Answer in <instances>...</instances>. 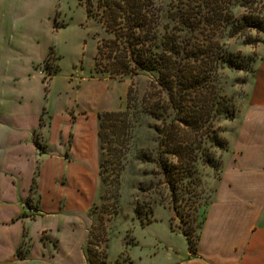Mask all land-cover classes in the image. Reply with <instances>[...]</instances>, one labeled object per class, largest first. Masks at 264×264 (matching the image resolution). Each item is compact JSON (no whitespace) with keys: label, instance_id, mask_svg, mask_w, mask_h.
Wrapping results in <instances>:
<instances>
[{"label":"rangeland","instance_id":"obj_1","mask_svg":"<svg viewBox=\"0 0 264 264\" xmlns=\"http://www.w3.org/2000/svg\"><path fill=\"white\" fill-rule=\"evenodd\" d=\"M99 1L0 2V12L5 22L0 43L3 80L0 126L9 123L10 117H19L25 121L21 134L29 163H24V184L30 179L34 162L44 157L36 154L32 137L38 142L39 151L70 163L76 178L74 183L71 184L65 175L58 183L65 187L72 185V189L82 192L83 200L75 202L83 210L86 209V220L82 217L79 219L81 223L66 225L60 231L59 239L70 249L78 246V263L83 258V245L87 264H90L89 249L91 255L97 254L98 264H131V260L134 264H169L176 254L177 257L188 252L182 229L193 230L192 239L195 242L200 232L198 225L208 216L207 210L214 199L223 171L225 169L226 173L233 163L236 147L242 145V130L250 99L256 97L264 86V44L249 45L247 38L251 36L264 41V34L253 31L243 36L219 19L214 21L209 32V39L212 40L210 47L218 54H222V51L232 54L233 59L247 69L239 71L226 68L222 72L219 96L229 100L227 105L235 110L236 116L234 119L221 116L207 123V131H204L210 137L217 132L226 149L221 150L207 139L201 159L196 164L197 175L193 180L186 179L182 184L179 176L166 178L160 174L158 159L160 154L167 151V147H161L163 135L157 133L156 129L165 131L169 126L150 115L142 117L134 139L128 145L129 153L120 175L118 209L114 215V204L101 200L98 115L124 110L130 86L136 85L140 97H143L158 76L155 72L142 71L136 77L113 80L103 78L96 72L98 46L108 36L98 17L89 18L87 10L96 9ZM219 1L218 5L223 6L226 12L229 11L227 5L231 4V13L227 15L235 19L249 11L264 15V0ZM156 3L164 9L163 35L173 29L170 16L181 0H157ZM13 20L17 21L15 25ZM252 68L254 74L249 72ZM208 96L212 97L213 94ZM156 103L152 101V104ZM221 103L224 104V100ZM43 107L48 108V114L44 113L41 129L34 133L36 129L33 128L38 124V116ZM5 145L6 136H0V159L5 155ZM83 153L88 158L87 171L78 165L85 162ZM205 160L213 161L217 170ZM189 163L192 165V161ZM64 168L67 169L66 166ZM79 172L85 173L87 177L80 178ZM196 181L201 182V189L200 186L196 189ZM46 182L48 187L51 180L48 182L47 179ZM171 184L180 189L177 192L180 200L176 208ZM194 190L197 191L193 193ZM103 196L107 198L108 195ZM64 218L73 223L71 216L66 213H58L44 221L57 222ZM171 222L177 234L171 232ZM33 237V242H36V237ZM46 239H49L48 235L43 236V240ZM53 244L58 246L56 241ZM29 246V240L25 241L21 254L27 253ZM104 253L107 254L106 259Z\"/></svg>","mask_w":264,"mask_h":264},{"label":"trees","instance_id":"obj_2","mask_svg":"<svg viewBox=\"0 0 264 264\" xmlns=\"http://www.w3.org/2000/svg\"><path fill=\"white\" fill-rule=\"evenodd\" d=\"M156 1L100 0L96 9L87 10L89 18L98 17L108 36L98 46L95 70L101 77L122 80L127 76L136 77L142 71L155 72L158 76L143 97H140L136 85L132 84L124 110L98 115L101 200L114 204V215L117 214L120 175L125 168L128 145L134 139L142 117L150 115L169 126L165 131L156 129L157 133L163 135L161 147H167V151L160 154L158 159L160 174L166 178L179 176L182 184L186 179L193 180L197 175L196 164L208 140L221 150L226 149L217 132L210 137L204 131H207V123L221 116L230 119L236 116L235 110L227 105L229 100L219 96L222 72L226 68L239 71L247 69L234 60L232 54L223 51L218 54L210 47L212 40L209 39V32L214 21L219 19L243 36L253 31L264 34V15L260 13L249 11L235 19L227 15L231 13V4L227 5L229 11L226 12L223 6L218 5L219 0H181L170 16L173 29L162 35L164 9L162 5L157 6ZM248 37L249 45L264 44L261 39ZM242 60L245 61V58ZM249 72L254 74L255 70L252 68ZM208 94L213 96L209 97ZM153 100L157 103L152 104ZM35 143L39 145L36 140ZM189 161H192V165ZM207 163L217 170L213 161L208 160ZM38 171L37 167L31 193L38 188ZM194 184L197 190L199 186L201 189L200 181ZM171 186L176 208L180 200L177 192L180 189L177 185ZM103 194L108 195L107 198ZM138 214L141 213L138 211ZM205 221L206 218L198 225L200 232L195 242L192 239L193 230H181L191 255H197ZM171 229L175 231L172 222ZM88 252L89 263L98 264L97 254L91 255L90 249ZM18 256L24 259L20 251ZM103 257L106 259L107 254L104 253Z\"/></svg>","mask_w":264,"mask_h":264},{"label":"crops","instance_id":"obj_3","mask_svg":"<svg viewBox=\"0 0 264 264\" xmlns=\"http://www.w3.org/2000/svg\"><path fill=\"white\" fill-rule=\"evenodd\" d=\"M3 22L0 12V43L5 30ZM1 53L0 45V97L3 82ZM47 111L48 108L43 107L38 124L33 128L36 129L34 133L41 129V118L45 112L48 114ZM246 112L242 145L236 147L233 163L226 173L224 169L207 210L197 255H191L188 249L185 255L176 257V254L169 264H264V86L256 97L250 99ZM9 119V123L0 126V132H5L0 136H6L5 155L0 159V264H87L83 245V258L78 263V246L71 250L59 239L60 231L66 225L81 223L79 219L82 217L86 220V209L75 202L83 200L82 192L72 189V185L65 187L58 183L64 175L71 184L74 183L76 178L70 163L39 151L32 137L36 154L44 157L40 160L42 162H34L30 179L24 184V163H29L21 134L25 121L19 117ZM83 154L84 164H77L87 171L88 158ZM38 166V188L31 193ZM79 175L80 178L87 177L83 172ZM47 179L48 182L51 180L48 187L45 184ZM58 213L70 215L73 223L65 218L57 222L44 221ZM171 232L177 234L172 229ZM44 235L49 239L43 240ZM32 236L36 237V242ZM28 240L29 250L22 254L24 259H21L18 253ZM85 240L86 236L84 243ZM55 241L58 246H54ZM131 264H134L132 260Z\"/></svg>","mask_w":264,"mask_h":264},{"label":"clouds","instance_id":"obj_4","mask_svg":"<svg viewBox=\"0 0 264 264\" xmlns=\"http://www.w3.org/2000/svg\"><path fill=\"white\" fill-rule=\"evenodd\" d=\"M12 22H13L14 25L17 23V21H15V20H13Z\"/></svg>","mask_w":264,"mask_h":264}]
</instances>
